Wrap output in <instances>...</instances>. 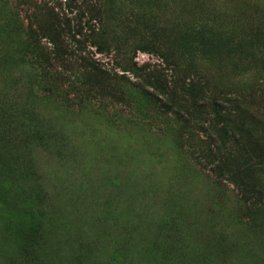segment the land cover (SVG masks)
I'll list each match as a JSON object with an SVG mask.
<instances>
[{
  "label": "rangeland",
  "instance_id": "374dc122",
  "mask_svg": "<svg viewBox=\"0 0 264 264\" xmlns=\"http://www.w3.org/2000/svg\"><path fill=\"white\" fill-rule=\"evenodd\" d=\"M0 264H264V0H0Z\"/></svg>",
  "mask_w": 264,
  "mask_h": 264
},
{
  "label": "trees",
  "instance_id": "16d2710c",
  "mask_svg": "<svg viewBox=\"0 0 264 264\" xmlns=\"http://www.w3.org/2000/svg\"><path fill=\"white\" fill-rule=\"evenodd\" d=\"M154 68L155 67H153V69ZM155 70H158V69L155 68ZM152 96H153V94H152ZM163 98H165V97H162L161 99H163ZM161 99L158 100L160 102V104L162 103V101H160ZM235 99H234V101H235ZM167 100H168L169 104L173 103V102H170L171 99L168 98V97H167ZM225 101L227 102L228 105L230 103L234 102L230 98L225 99ZM219 104H220L219 103V97H217V96H203L202 98H200L199 100H196L194 102V105L196 107H205V108L207 107V108H214V109H219L218 107H221ZM164 105H166V104H164ZM184 114H185L184 116L189 115L188 110L185 111ZM218 117L221 119L220 121H222V123L224 124L225 128L227 130H229V132L235 137L238 134H241L240 133L241 131H244V130L248 129V127H249L248 125H249V122H250L249 120H252L251 116L244 117V118H239L237 116H234V113H225L224 114L221 111L218 113Z\"/></svg>",
  "mask_w": 264,
  "mask_h": 264
}]
</instances>
